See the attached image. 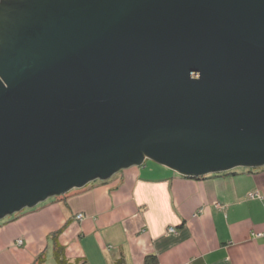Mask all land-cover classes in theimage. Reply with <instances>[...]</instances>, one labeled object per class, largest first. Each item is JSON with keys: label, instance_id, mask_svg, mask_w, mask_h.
I'll return each mask as SVG.
<instances>
[{"label": "water", "instance_id": "obj_1", "mask_svg": "<svg viewBox=\"0 0 264 264\" xmlns=\"http://www.w3.org/2000/svg\"><path fill=\"white\" fill-rule=\"evenodd\" d=\"M148 158L264 165V0H0V220Z\"/></svg>", "mask_w": 264, "mask_h": 264}, {"label": "crops", "instance_id": "obj_2", "mask_svg": "<svg viewBox=\"0 0 264 264\" xmlns=\"http://www.w3.org/2000/svg\"><path fill=\"white\" fill-rule=\"evenodd\" d=\"M239 168L188 177L131 165L71 189L65 202L50 196L0 222V264H61L57 247L65 264H264V234L251 236L264 229V197L247 195L264 191V171Z\"/></svg>", "mask_w": 264, "mask_h": 264}, {"label": "rangeland", "instance_id": "obj_3", "mask_svg": "<svg viewBox=\"0 0 264 264\" xmlns=\"http://www.w3.org/2000/svg\"><path fill=\"white\" fill-rule=\"evenodd\" d=\"M150 163H155V164H157V162H155V161H153L152 159H150V158H148L146 161H145V163L144 164H141L142 166H145V165H148V164H150ZM141 165H138V167H140ZM158 165H161L160 163H158ZM137 167V166H136ZM239 167V166H238ZM238 167H235L234 169H233V171H240L241 170V168H239V170H236V168L238 169ZM240 167H242V168H244V169H246V171H264V165H262V166H258V167H255V166H248V167H244V166H240ZM137 169V168H136ZM126 171H130V169L129 170H126ZM137 171V170H136ZM223 172H219V173H214V174H222ZM114 174V173H113ZM184 176V175H183ZM125 177V173L121 176V179H123ZM188 177H191V176H188ZM194 177H196V176H194ZM83 187H86V186H83ZM247 195L249 196V197H251V198H263L264 197V191H262L261 189H259V188H254V189H251V190H249L248 191V193H247ZM69 196V195H68ZM68 196L67 195H65V193L64 194H58V195H55V196H53L54 198L51 200V202H55V201H53L54 199H56V202H65V201H67V199H68ZM216 204L217 205H221V203L220 202H216ZM35 206H33V209H32V207H28V208H30L31 209V211H33V210H40V207L38 208V207H35V208H37V209H35L34 208ZM202 208H199L198 210H196V211H199V210H201ZM23 211V210H22ZM20 211L19 213H17L16 215L17 216H22V215H26L27 214V212H25V211ZM196 211H194L193 212V214L194 215H196L197 213H196ZM78 213H80L81 215L80 216H78ZM19 214V215H18ZM85 217V214H84V212H82V211H79V212H77L76 213V215H75V220H80V219H82V218H84ZM12 221V220H11ZM10 222V221H9ZM1 227V226H0ZM173 227V228H172ZM168 230L169 231H172V232H178V230H177V228H176V226H174V225H169L168 226ZM254 231V233L255 232H257L258 230H253ZM260 234L259 235H263L264 234V229H261L260 230ZM255 236H257V235H254V237ZM15 243L17 244V245H22L23 243H24V239H23V237L22 236H17L16 238H15ZM187 263H189V261H186L184 264H187Z\"/></svg>", "mask_w": 264, "mask_h": 264}, {"label": "trees", "instance_id": "obj_4", "mask_svg": "<svg viewBox=\"0 0 264 264\" xmlns=\"http://www.w3.org/2000/svg\"><path fill=\"white\" fill-rule=\"evenodd\" d=\"M7 219H9L8 216H6V217H4L3 219H1L0 222H1V221H4V220H7ZM254 235H255V234H254V231H251V236L254 237ZM55 253H56V257H57L58 261H59L61 264H65L63 258L60 257V256H61V255H60V248L57 247ZM148 258H149V259H148ZM148 258H147L148 263H150V262H151V263H154V262H153L154 259H155L154 256L149 255ZM39 259H40V257H39ZM120 264H122V263H120Z\"/></svg>", "mask_w": 264, "mask_h": 264}, {"label": "built area", "instance_id": "obj_5", "mask_svg": "<svg viewBox=\"0 0 264 264\" xmlns=\"http://www.w3.org/2000/svg\"><path fill=\"white\" fill-rule=\"evenodd\" d=\"M81 214L80 213H78V216H80ZM173 228V227H172ZM261 232H260V230H258L257 232H255L254 234L255 235H259ZM187 264H190V263H187Z\"/></svg>", "mask_w": 264, "mask_h": 264}]
</instances>
